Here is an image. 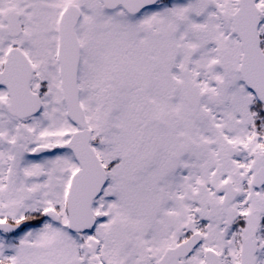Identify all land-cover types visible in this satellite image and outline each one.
<instances>
[{
	"label": "snow or ice",
	"instance_id": "6c2138e0",
	"mask_svg": "<svg viewBox=\"0 0 264 264\" xmlns=\"http://www.w3.org/2000/svg\"><path fill=\"white\" fill-rule=\"evenodd\" d=\"M0 264H264V0H0Z\"/></svg>",
	"mask_w": 264,
	"mask_h": 264
}]
</instances>
